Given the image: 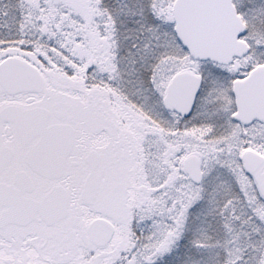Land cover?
Masks as SVG:
<instances>
[{"label": "snow or ice", "instance_id": "obj_1", "mask_svg": "<svg viewBox=\"0 0 264 264\" xmlns=\"http://www.w3.org/2000/svg\"><path fill=\"white\" fill-rule=\"evenodd\" d=\"M0 264H264V0H0Z\"/></svg>", "mask_w": 264, "mask_h": 264}]
</instances>
